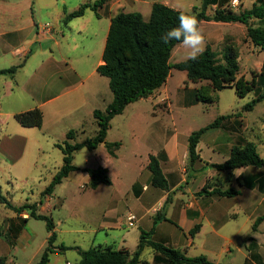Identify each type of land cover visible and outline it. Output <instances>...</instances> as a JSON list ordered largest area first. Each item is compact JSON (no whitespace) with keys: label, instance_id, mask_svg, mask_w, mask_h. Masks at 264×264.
I'll list each match as a JSON object with an SVG mask.
<instances>
[{"label":"crops","instance_id":"crops-1","mask_svg":"<svg viewBox=\"0 0 264 264\" xmlns=\"http://www.w3.org/2000/svg\"><path fill=\"white\" fill-rule=\"evenodd\" d=\"M96 1L70 3L61 0L60 5L56 1L49 18L44 21L35 10L37 0H0V71L22 64L14 76L0 75V106L2 96H15L11 103L14 110L8 118L13 116L15 119L16 114L35 108H40L44 115L40 128H27L16 122L22 131L37 129L43 133L50 130L56 133L59 130L64 141L71 130L85 131L88 124L96 122L94 111H104L113 101L109 79L97 71L104 63L103 53L112 18L120 12H138L148 20L153 4L157 2L183 11L186 6L185 0H106L97 11L87 8L82 16L65 21L81 5H93ZM193 4H188L191 11L197 7ZM173 70L164 86L148 98L129 104L111 121L109 131L114 119L126 115L133 107L132 115L127 118V127L135 142L130 151L132 160L125 159L122 154L125 147L122 138L111 142L109 134L107 143H121L116 157L108 153L106 143L93 151L88 150L99 156L98 166L109 170L111 185L100 184L91 189L88 173L81 170L71 172L63 180L76 173L88 175L83 190L106 193L99 201L103 213L96 227L73 231L90 234V248L127 249L134 253L141 233H151V240L188 257L205 255L213 264H264V218L255 227L256 221L264 216V168L249 166L233 171L214 168L229 159L234 146L248 140L241 134L243 107L228 114L230 117L219 127L205 131L196 147L197 158L191 163L189 137L197 129L179 131L173 114L176 107L187 111L201 106L203 102L196 97L201 84L190 81L187 73L182 71L175 81L176 89L171 90ZM144 101L151 104L149 112H144L139 104ZM147 115L150 116L148 122ZM166 115L171 117L172 124L165 120ZM3 116L0 107V165L7 163L11 174L31 142L19 134L20 128L16 124V132L8 131V119L4 121ZM70 142L75 143V140ZM57 144L61 143L54 141V146ZM98 149L101 150L99 154ZM151 156L160 162L168 182L167 190L152 186V174L148 169ZM138 157L143 163L136 168ZM123 159L129 163L120 164ZM204 187H207L206 191ZM229 189L239 193L230 196L216 193V190L225 192ZM48 204L46 207L51 208ZM9 212L0 218L4 219L5 226V231L0 232V248L5 253L0 252V257L7 258L5 264H14L4 243L11 244L7 239L9 236L19 243L25 232V228H20L22 221L27 219L29 222L30 217L11 209ZM129 214L137 218L133 227L127 223ZM147 250L151 252L150 259H145ZM154 256V250L146 247L141 259L146 264H157Z\"/></svg>","mask_w":264,"mask_h":264},{"label":"trees","instance_id":"trees-1","mask_svg":"<svg viewBox=\"0 0 264 264\" xmlns=\"http://www.w3.org/2000/svg\"><path fill=\"white\" fill-rule=\"evenodd\" d=\"M106 0H97L93 5L83 4L80 8L69 14L65 21L80 17L87 8L97 11ZM231 0H202L201 9L194 8L191 12L201 22L240 23L246 26V37L253 45L264 50V0H256L252 7L236 12L230 6ZM210 6H216L213 16L207 14ZM183 10L175 9L164 3H154L148 20L138 12H120L111 20V26L103 53V64L97 71L100 75L109 79V87L113 94V101L102 110L94 111V119L98 129L96 134L82 142L71 143L76 139V131L71 130L67 134V140L57 147L63 154V164L53 177L51 183L44 189L42 196H51L57 185L61 184L69 174L80 168L73 164L74 153L86 148L93 151L101 144L106 143V148L112 157H116V151L120 148V142L107 143L106 138L111 128L112 119L124 112L125 108L140 99L148 98L155 91L167 83L172 69L185 71L190 81L195 83L207 82V90L198 88L196 97L203 103H217L218 92L233 88L239 98H244L253 93L254 98L245 106L244 110L251 112L264 101V65L260 74H254L251 80L239 78L238 52L233 46H228V54L221 59L219 53L210 46L200 54L198 59H186L175 64L171 63L174 49L180 44L172 41L165 45L160 37L168 29L178 25V15ZM188 12V11H186ZM22 67V64L1 70L0 75L14 74ZM204 90V91H203ZM230 115H222L216 118L207 127L194 131L189 137L190 162L193 163L196 156V147L206 130L219 127ZM17 122L27 128H40L43 125L44 115L40 108L18 113L15 115ZM253 166L264 168V158L261 156L254 142L243 140L233 147L229 159L221 164L214 165L218 171H233L242 167ZM148 169L152 174V186L162 190L168 189V182L163 174L157 157L151 156ZM90 177L89 187L96 189L100 184L111 185L109 170L103 166L83 169ZM204 191L207 187L203 188ZM220 195H237L235 189L225 192L216 190ZM0 202L16 213L30 210V217L46 221L50 234L48 246L43 251L38 264H49L50 255L63 250V245L56 247L55 223L51 217L39 215L35 205L14 206L0 189ZM260 217L255 227L263 220ZM23 224L27 223L24 219ZM151 233H141L140 243L134 253L127 249L114 250L112 248L95 247L86 250L78 249L80 261L78 264H146L141 256L146 247L154 250V260L157 264H213L205 255L188 257L178 250L170 248L162 243L150 239ZM11 244L15 239L7 238ZM6 257H0V264H5Z\"/></svg>","mask_w":264,"mask_h":264},{"label":"rangeland","instance_id":"rangeland-1","mask_svg":"<svg viewBox=\"0 0 264 264\" xmlns=\"http://www.w3.org/2000/svg\"><path fill=\"white\" fill-rule=\"evenodd\" d=\"M56 1L60 5L61 0H37L35 10L43 16L44 21L49 18V14L54 9L52 4ZM68 1L72 3L75 0ZM255 1L231 0L229 4L236 12H239L240 10L251 8ZM191 2L198 7V11L201 9L202 0H185L186 6H183L185 11L192 12V8L188 6ZM215 10L216 6H210L207 14L213 16ZM199 27L205 37L204 50L207 46H210L219 53V57L222 59L224 55L228 54V46H233L236 49L239 55V78L243 77L246 80H251L254 74L261 73L264 65V50L256 47L247 39L245 25L240 23L201 22ZM186 59L187 50L179 44L173 51L171 63L175 64ZM180 73L183 72L176 69L173 70L174 79L169 85L171 90L176 89L177 82L175 83V81L178 80V74ZM200 84L198 88L207 90V82H200ZM1 91L3 94L2 89ZM252 98H254L253 93L244 98H239L233 88L224 89L218 92L217 103H202L200 107L187 111L176 107L173 120L177 125V129L181 132L190 129L198 130L200 127L212 123L219 116L231 114L233 111L236 112L243 107L244 126L241 129V134L257 145L259 153L264 158V101L259 103L253 111L247 112L244 110V106ZM15 99V96H2L0 107L4 113L3 119L4 121L8 119V131L16 132L14 128L16 125L19 126V134L29 138L31 143L26 148L23 158L15 166L17 169L11 174L9 173L11 168L8 167L7 163L0 165L2 168L0 170V189L12 204L18 205L16 207L27 204L35 205L37 214L53 219L56 228L54 229L56 233L54 245L56 247L63 245L64 249L54 251L50 255L49 264H78L80 259L78 249H89L92 236L88 233L78 234L73 230L88 231L96 227L97 221H99L103 213L101 212L102 205L99 201L106 196V193L103 191L94 193L91 189L83 190L88 181V175L76 173L70 179L65 180L62 185H57L54 195H51L50 198L42 196L41 192L50 184L52 178L56 175L55 173H57V168L62 164V152L58 147L54 146V141H59L62 144L65 138H63L59 130L56 133H53L52 130L43 133L37 129H25L27 131H22L13 116L8 118L9 113L14 110L11 103ZM139 104L144 112L151 110L149 101ZM23 107H25V104H23ZM132 108L126 115H121L114 119L112 129L108 133L109 141L112 142L119 138L124 141L125 147L122 154H124L125 159H131L130 151L135 144L127 127V118L132 115ZM147 119V122L150 121L149 115H147ZM165 120L169 124L173 122L168 115L165 116ZM97 129L96 122L88 124L85 127V131L76 132L78 134L75 142H81L93 137ZM100 149H98L97 154L100 153ZM74 156L73 163L82 172H85L82 170L83 168L99 167V156L89 152L87 149L80 150ZM125 159L120 164H128L129 162ZM135 163L138 165H134V167L139 168V164H142L143 160L138 157ZM8 173L11 177H9ZM48 202L51 208L46 207ZM7 213H10L9 208L7 209L5 204L0 202V218ZM22 213L26 217H30V210L25 209ZM3 220L0 219V232L5 231ZM27 223L20 226V228H25V232L21 235L19 243L15 242L10 244V246L9 243L3 242L9 248V257L14 261V264H38L42 252L48 246V235L50 234L47 230L46 221L30 217ZM0 252L5 253V250L2 249ZM150 253L147 250L145 259L151 258Z\"/></svg>","mask_w":264,"mask_h":264},{"label":"clouds","instance_id":"clouds-1","mask_svg":"<svg viewBox=\"0 0 264 264\" xmlns=\"http://www.w3.org/2000/svg\"><path fill=\"white\" fill-rule=\"evenodd\" d=\"M177 19L178 25L165 31L160 39L165 45L179 42L187 50V59L196 60L204 51L205 43L200 21L195 14L186 11H181Z\"/></svg>","mask_w":264,"mask_h":264},{"label":"built area","instance_id":"built-area-1","mask_svg":"<svg viewBox=\"0 0 264 264\" xmlns=\"http://www.w3.org/2000/svg\"><path fill=\"white\" fill-rule=\"evenodd\" d=\"M137 221V218L134 214H129L127 217V223L129 227H133Z\"/></svg>","mask_w":264,"mask_h":264}]
</instances>
